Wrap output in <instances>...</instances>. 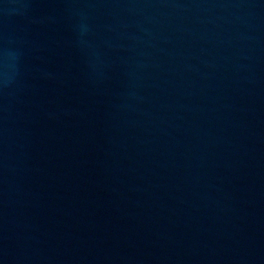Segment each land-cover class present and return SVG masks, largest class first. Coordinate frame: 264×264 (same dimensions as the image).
I'll use <instances>...</instances> for the list:
<instances>
[{"label": "water", "instance_id": "water-1", "mask_svg": "<svg viewBox=\"0 0 264 264\" xmlns=\"http://www.w3.org/2000/svg\"><path fill=\"white\" fill-rule=\"evenodd\" d=\"M0 264H264V0H0Z\"/></svg>", "mask_w": 264, "mask_h": 264}]
</instances>
